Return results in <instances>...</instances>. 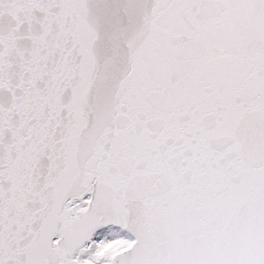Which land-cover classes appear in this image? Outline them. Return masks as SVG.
I'll return each mask as SVG.
<instances>
[{
  "label": "snow or ice",
  "instance_id": "1",
  "mask_svg": "<svg viewBox=\"0 0 264 264\" xmlns=\"http://www.w3.org/2000/svg\"><path fill=\"white\" fill-rule=\"evenodd\" d=\"M0 264H264V0H0Z\"/></svg>",
  "mask_w": 264,
  "mask_h": 264
}]
</instances>
